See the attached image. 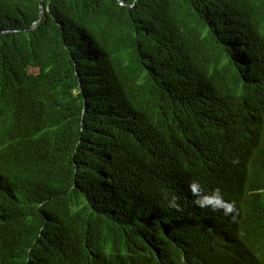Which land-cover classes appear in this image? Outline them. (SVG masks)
<instances>
[{"label":"trees","instance_id":"trees-1","mask_svg":"<svg viewBox=\"0 0 264 264\" xmlns=\"http://www.w3.org/2000/svg\"><path fill=\"white\" fill-rule=\"evenodd\" d=\"M0 264H264V0H0Z\"/></svg>","mask_w":264,"mask_h":264},{"label":"clouds","instance_id":"clouds-1","mask_svg":"<svg viewBox=\"0 0 264 264\" xmlns=\"http://www.w3.org/2000/svg\"><path fill=\"white\" fill-rule=\"evenodd\" d=\"M169 206L172 208H175L177 210L180 209V205L176 202V199L173 197L172 199L169 200ZM231 209H227V211H230Z\"/></svg>","mask_w":264,"mask_h":264},{"label":"water","instance_id":"water-1","mask_svg":"<svg viewBox=\"0 0 264 264\" xmlns=\"http://www.w3.org/2000/svg\"><path fill=\"white\" fill-rule=\"evenodd\" d=\"M121 3V2H120ZM40 7H42V5H41V2H40ZM35 23V22H34Z\"/></svg>","mask_w":264,"mask_h":264},{"label":"bare ground","instance_id":"bare-ground-1","mask_svg":"<svg viewBox=\"0 0 264 264\" xmlns=\"http://www.w3.org/2000/svg\"><path fill=\"white\" fill-rule=\"evenodd\" d=\"M187 130V129H186ZM188 142V141H187ZM169 145V144H168ZM176 145V144H175ZM189 147V146H188ZM178 153V152H177ZM186 161V160H185ZM216 219V218H215Z\"/></svg>","mask_w":264,"mask_h":264}]
</instances>
